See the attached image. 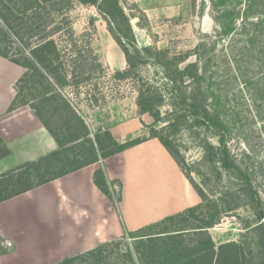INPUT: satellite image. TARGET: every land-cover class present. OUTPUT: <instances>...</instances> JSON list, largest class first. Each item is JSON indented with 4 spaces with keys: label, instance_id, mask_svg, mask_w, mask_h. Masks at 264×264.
I'll list each match as a JSON object with an SVG mask.
<instances>
[{
    "label": "rangeland",
    "instance_id": "374dc122",
    "mask_svg": "<svg viewBox=\"0 0 264 264\" xmlns=\"http://www.w3.org/2000/svg\"><path fill=\"white\" fill-rule=\"evenodd\" d=\"M118 2L124 15L115 7L100 3L104 11L112 14L109 23L95 7L76 2L69 12L54 16L56 24L64 26V23L68 22L73 30L72 37L63 31L52 37L62 50V61L70 65V69L67 68L71 71L67 77L68 84L62 93L70 100L81 121L93 134V137L87 138L85 133L79 132L77 135L83 134V140L73 144L70 140H74V131L66 132L67 134L59 131L60 135H65L62 140L66 146L59 152L58 162L67 163L68 168H73L86 161L83 155L89 157L91 150L93 155L97 153L102 160L113 155L120 144L113 140L107 130L136 114H131L129 110L136 104V89L139 79H142L140 82L149 89L150 95H154V107L159 117L155 124L151 115L143 114L142 125L147 131V136L139 138L149 136V129L145 126L154 125L159 129L184 157L188 165L187 168L182 167L184 174L194 187L196 185L205 194L204 201L199 197L201 204L193 215L179 217L173 223L167 224V230L182 229L185 234L181 236L189 240L194 236V233H190V228L196 227L200 219L224 213L220 223L206 232L215 246L240 241L245 253H248L246 264H264V248L259 245L261 232L245 230V227L255 222V203L250 202L252 193L240 182L241 176L235 170L226 171L220 168L208 154V145H218L217 134L194 124L183 110L171 106L169 86L154 59L155 50H160L166 52L169 57L187 54L189 58L181 64L180 69L189 64H197V75L202 78L200 88L197 82L185 79L189 85L187 95L194 90L200 97H204L205 106L224 125L228 149L235 164L254 185L264 212V54H260L264 39L258 37L251 46L246 43V35L241 33L240 19L249 13L247 0ZM188 4L191 8L185 13V6L188 7ZM233 10L238 11V30L230 33L226 29L234 25L230 24V13ZM222 12L223 15L226 14V17H222L223 20L219 18ZM261 12L264 15L262 7ZM204 17L209 19L207 31L201 27ZM261 19L264 24V16ZM262 26L264 34V25ZM109 28L116 41L129 51L135 64L125 79L113 78L114 73L119 70L109 66L105 56H111L112 51L106 47L100 33L105 31L111 36ZM38 37L39 34L37 38H31L27 45L33 47L38 42ZM111 38L113 39L112 36ZM113 41L119 47L114 39ZM74 44L77 49H73ZM244 44L249 47V51L243 50ZM135 49L141 51L140 58L136 57ZM0 52L5 53L8 58L0 57L10 62L23 63L24 59H31L29 48L21 46V36L16 38L10 35L7 39L0 36ZM71 57L74 58V64L78 65L77 68H72ZM126 69L125 61V66L120 71ZM44 88L45 85L37 72L27 71L23 79L16 83L17 100L19 103L33 100L32 106L40 108L42 101L39 97H43L46 91ZM54 112L50 115L53 119L51 121L57 129L62 130L60 121L67 122V115L58 106ZM138 113L137 108L140 118ZM2 154L3 148L0 144V155ZM97 182L115 199L119 198L118 185L112 184L110 191L101 176L97 178ZM227 191L229 194H225ZM229 209L232 210L226 212ZM160 230L162 228H157L156 232ZM247 234L248 237L245 236ZM133 243L124 237L123 240L99 246L91 253L80 254L74 262L67 264H131L127 251L136 248ZM143 246H140L139 250L145 253ZM147 253L148 250L145 254ZM151 256L147 264H153L154 260L159 259V256L155 255L152 261ZM166 257L168 256L164 258ZM61 263L62 261L58 264ZM141 263L144 264L142 258Z\"/></svg>",
    "mask_w": 264,
    "mask_h": 264
},
{
    "label": "crops",
    "instance_id": "0c3cea01",
    "mask_svg": "<svg viewBox=\"0 0 264 264\" xmlns=\"http://www.w3.org/2000/svg\"><path fill=\"white\" fill-rule=\"evenodd\" d=\"M190 8L185 6V13ZM208 21L201 20L204 31ZM100 36L112 51L110 57L105 55L108 65L123 69L121 49L109 33L101 31ZM26 74L25 68L0 57V192L17 193L0 202V264H58L124 237L130 241V234L200 203L155 138L146 137L104 160L91 150L89 157L83 155L86 161L73 168L59 163L57 156L66 145L65 135L58 132L74 131L70 142L75 144L84 133L93 137L92 130L62 92L59 99L52 94L39 97L40 108L32 106L33 100L19 103L16 83ZM54 105L68 118L60 121L62 130L51 121ZM129 111L136 114L107 130L118 144L147 136L136 104ZM99 176L110 191L112 184L119 186V202L99 188ZM42 180L46 182L37 185Z\"/></svg>",
    "mask_w": 264,
    "mask_h": 264
},
{
    "label": "trees",
    "instance_id": "16d2710c",
    "mask_svg": "<svg viewBox=\"0 0 264 264\" xmlns=\"http://www.w3.org/2000/svg\"><path fill=\"white\" fill-rule=\"evenodd\" d=\"M75 2L95 7L98 13L108 23L110 21L109 18H112V14L104 11L101 8L100 3L111 5L124 15V11L120 7L118 0H0V36L4 37V39L9 38L10 35H13L16 38L21 36V46L29 48V55L31 59H24L23 63L12 62L25 68L27 71L37 72L42 83L45 85L44 89H46L42 95L43 97L52 94L54 97L59 99L61 96L60 92H62L68 84L67 77H69L71 71L67 70V68H69L70 65L62 61V50L59 49L58 44L52 37L61 31L66 32L69 37L73 36V30L69 27V23H64V26L58 25L56 24L54 16H61L69 12ZM247 2L249 13H247L246 16L241 17L240 25L242 26L241 33L246 35V43H249L252 46L258 37H262L264 39V34L262 32V25L264 24L261 19L264 16L261 12V7L264 8V0H247ZM249 3H251V5ZM223 12L219 15L221 20H223L222 17H226V14L223 15ZM237 12L238 11L233 10L230 13L232 15L230 24L234 23V25H232V27L228 26L229 28L226 29L227 32L231 33L238 30L237 22L239 20V16H237ZM244 26L246 27L244 28ZM109 32L116 41V38L112 35L110 28ZM38 34V42L33 47H29V45H27L29 40L34 37L37 38ZM263 42L264 41L262 40V44ZM117 44L124 54L127 69L124 71H116L113 78L125 79L130 75V69L134 68L135 64L131 60L129 51L120 43L117 42ZM245 45L246 44L243 45V50L249 51V47H246ZM73 49H77L76 44L73 45ZM250 49L253 50L252 48ZM78 52H80V50H78ZM135 53L136 57L140 58L141 51L135 49ZM260 54H264V47ZM0 56L8 58L7 55L2 52H0ZM241 56H243V54H241ZM188 58L189 56L187 54L184 56L169 57L166 52L160 50H155L154 54L155 63L160 68L161 74L169 86L171 106L175 109L183 110L186 115L191 117L194 124L203 126L204 128L217 134L218 145H208V154L214 159L220 168H223L226 171L230 169L235 170L241 176V179H239L240 182H242L244 187L252 193V199L250 202L255 203V222L245 227V230L247 232L260 231L262 237L259 245L264 248V212L262 210L261 201L255 193L256 190L252 182L235 164V160L232 157L226 143V130L224 125L205 106L204 97H200L194 90L191 91L190 95H187V88L189 85L185 82V79L189 78L197 82L198 88H200V82L202 80V78L197 75L199 74L197 64H189L180 69L181 64H184ZM73 59V57L70 58V64L73 66L72 68H77L78 65L74 64ZM140 81L142 82V79H139V85L136 89L138 94L136 99V105L139 110L138 114L140 116L143 114L151 115L154 123L156 124L158 122L159 113L154 107V95H150L149 89L145 88V85H143ZM160 100V102H162V99ZM145 127L149 129L150 133L147 138L158 139L161 145L183 172L182 167L187 168L188 165L173 142L163 136L161 132H159L160 130L155 128L154 125ZM147 138H136L120 144L119 149L114 151L112 154L119 153L132 146L138 145ZM35 165L36 163L29 165L28 167H33ZM184 175L197 195L204 201L203 198H205V194L203 191L196 185L194 187L188 179V176H186V174ZM45 182L46 181L42 180L37 185ZM96 183L99 188L108 195L103 187L98 182ZM34 186H36V184ZM22 190L23 191L21 192H24L28 189L26 188ZM14 194L17 193L11 192L10 195L6 196L1 195L0 192V202L6 200L9 196ZM225 194H229V191L225 192ZM119 200L120 199L118 198L117 202H119ZM200 204L201 203L191 208H187L180 213L169 216L155 224L146 226L130 234V240L134 242V246L136 245V248L128 249L129 251H127L130 263L142 264V258V261L144 259V264H147L150 260L149 256L153 254L151 256L152 261L155 259V255L159 256V259L154 260L155 263L153 264H246V255L248 253H245L243 243H240V241H232L215 246L211 237L206 233L209 228L220 223L224 213L200 219L196 227L190 228L191 232H189L194 233V236L189 240L184 239V236H181L185 234V231L182 229L175 231L167 230V224L173 223L179 217H183L186 214L193 215L200 207ZM231 210L232 209H229L226 212ZM157 228H162V230L156 232ZM248 235L249 234L245 236L248 237ZM153 241H158L163 244H153L156 243ZM142 245H144L143 247L145 249V253L146 250H148L147 255L139 250ZM156 245H160L161 247H157ZM87 253H91V251ZM165 256H168L166 257L167 259L164 258ZM78 257L79 256L64 259L61 264L74 262ZM172 258L175 259L172 260Z\"/></svg>",
    "mask_w": 264,
    "mask_h": 264
},
{
    "label": "built area",
    "instance_id": "2783aa9c",
    "mask_svg": "<svg viewBox=\"0 0 264 264\" xmlns=\"http://www.w3.org/2000/svg\"><path fill=\"white\" fill-rule=\"evenodd\" d=\"M7 245H9V244H7Z\"/></svg>",
    "mask_w": 264,
    "mask_h": 264
},
{
    "label": "bare ground",
    "instance_id": "6f19581e",
    "mask_svg": "<svg viewBox=\"0 0 264 264\" xmlns=\"http://www.w3.org/2000/svg\"><path fill=\"white\" fill-rule=\"evenodd\" d=\"M110 57V56H109Z\"/></svg>",
    "mask_w": 264,
    "mask_h": 264
}]
</instances>
